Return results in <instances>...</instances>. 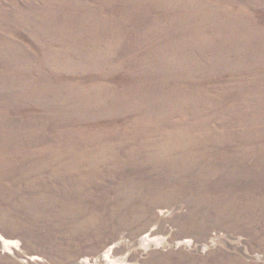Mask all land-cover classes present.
<instances>
[{
    "label": "rangeland",
    "instance_id": "1",
    "mask_svg": "<svg viewBox=\"0 0 264 264\" xmlns=\"http://www.w3.org/2000/svg\"><path fill=\"white\" fill-rule=\"evenodd\" d=\"M241 1L249 25L98 30L70 23L75 15L90 20L72 10L78 0H0V141L14 142L0 159L13 176H27L18 184L0 176V236L8 243L0 264H98L105 253L115 264H264L255 238L212 217L195 196L173 199L177 186H162L163 167L150 160L175 146L193 156L199 150L191 141L200 138L211 147L232 144L235 157L256 150L251 161L237 159L245 169L257 161L251 171L264 174V120L237 131L219 124V114L241 112L242 100L263 101L264 75L248 89V75H177V66L165 71L155 63H178L173 52L163 54L165 37L182 46L184 60L208 63L199 46L220 39L227 59L264 65V0ZM92 15L105 20L109 13ZM242 128L250 137L239 138ZM230 131L239 136L225 135ZM191 154L183 192L193 190L191 170L214 171ZM235 160L231 168L239 169ZM186 221L197 228H185Z\"/></svg>",
    "mask_w": 264,
    "mask_h": 264
},
{
    "label": "bare ground",
    "instance_id": "2",
    "mask_svg": "<svg viewBox=\"0 0 264 264\" xmlns=\"http://www.w3.org/2000/svg\"><path fill=\"white\" fill-rule=\"evenodd\" d=\"M78 1L80 2L76 3L75 7L73 6V11H83L82 13H85L83 15H91L89 19L93 20V17H95V14L92 15L93 13L96 12L97 15L100 11L105 10L109 13L108 18L103 20L96 17V19H94L93 21H86L84 19V21L82 22L79 18V16L82 15H75L78 17H76L73 22L70 23L74 25H91L93 28H97L98 30L106 29L109 26H115L119 28L122 25L123 27H125L127 24L131 25L130 27H148L149 29L153 27H155L156 29L157 27L168 29L174 26L179 30L191 26L199 27L206 24L214 26H238L250 24V21L246 19L245 16V12L247 11L246 9H244L245 5L243 4L245 0L240 2L244 5L241 7L238 6L236 2L237 0H230V4H228L227 1L225 2V4H223L224 0H96L97 3L95 7L90 6L88 3L84 2V0ZM59 9H69V7H60ZM119 15H121V21L119 20L118 24H114L112 20L116 18L115 16ZM118 34L119 36L116 39H120L122 37L120 32ZM216 40L219 41L213 42V44L215 45H213L210 41L211 43L208 45V47H205L204 45L199 46V48H201L200 50L207 51L210 57L208 63H202L196 57L190 58V60H184L182 58V56H184V53L182 48H180L182 46H179L175 42L173 43V41L171 40L170 43H168L167 38L164 37L160 43L164 41L166 42L165 46L168 45V47L165 50L162 46L163 54L165 53V55H167L170 51L173 52V55H175L174 57H178V63H174L173 61V63L157 61L155 62L157 64L156 67H159L158 70L165 69L166 71L167 68L177 66L178 69L171 70H174L173 72L177 73V75L185 74V72H194L193 75H207L208 73L212 75L214 73H226L232 76L240 75L246 77L248 75L247 78L250 79V86L245 85L244 87H248V89H257L253 86L254 84L257 85L256 83H260L258 79L261 78L260 76L264 75V65H254L249 61H241L239 58V60L236 59L235 61L227 59V57L224 55L227 45H225L220 39ZM105 41L106 39L102 38L99 42ZM234 45L239 48L240 46H244L243 43H240L238 41H235ZM171 46L177 48L167 50ZM235 50L236 51H232L233 54L238 53L237 48ZM195 54H197V51ZM197 55L200 54L198 53ZM240 56L242 57L244 55H236V57ZM138 61L142 62L141 60ZM198 86L199 85H196L195 88H202L201 86ZM245 88H242L241 91L246 90ZM196 93L198 95L200 93V90H196ZM247 101H249L247 98L245 100H242V103L238 108H242V110L239 113L234 111L226 112L224 114L218 113L220 115L219 124L225 126L226 128L227 124H229L228 129L234 128V131H237L238 127H243L242 123L244 122H255L258 120V118H260L259 120H264V98L263 101H253L251 104ZM250 111H255L256 114H259V117H252L248 115ZM206 124L207 123H205L204 126ZM234 131H230L225 135H227L228 137L239 136V133H236ZM243 136L250 137V135L246 133L244 128H242L239 138ZM174 140L176 141L175 144L178 145L182 142L179 139ZM213 142L218 143L215 141ZM11 143L14 142L0 141V153L4 152V149H6ZM15 143L18 144L19 142L15 141ZM193 146L194 148H196V150H199V152L193 154V156L191 154L193 153V151H184L183 149L176 146L172 149H169L168 151H165L159 156L155 157L154 155H150V160L152 161V163H154L155 165L157 163L158 166L163 167L159 168L163 172L158 174L156 180L161 182L162 186L167 183H174L177 186V189L173 191L176 194L173 199H178L179 197L183 198L185 196L186 200L189 202V198L191 199V195L193 197L195 196L198 203H204L207 205L206 208H208L212 217L215 216L220 220L221 223L225 225L230 224L234 230L245 233L252 238H255L257 240L258 246L264 249V174L251 171L254 168H259V165L257 166V161L256 163H253L252 169H245V165L243 163V161L246 162L247 160L249 161L250 159H252L254 153H256V150H254V153H252L251 151H245L242 157H235L232 155H237V153L235 154V150L232 147V144H224V142L220 141V143L216 144L215 146L213 145L214 147H211V145L207 141L204 142L200 138H196L194 141H191V147L193 148ZM223 148L226 149L225 153L222 151ZM189 154H191L190 156H192L196 160L202 159L204 160V162L210 161L213 164L212 167L214 170L211 173H208L206 171L199 172L196 170H191L190 181H192L193 183V190L191 191L192 194L191 192L182 191L184 190L182 188V185L184 179L183 177L185 176H182L181 174L182 172L190 171L186 169L188 167L186 165L187 160L189 159ZM237 158L243 159V161L238 160ZM219 159L225 161L226 166L220 163H214L215 160L219 161ZM233 160L237 162V166L239 169L231 168V161L233 162ZM11 170L12 168L10 169V162L0 159V176L1 174L4 175L6 177V180L10 179L9 177H11L10 183L18 184V182H22V180H25V178L27 177H24V175H22L21 178H17L10 174ZM173 171H175V173ZM1 183L2 179H0V186ZM26 186L29 189L33 188L32 184L29 183H27ZM33 201L40 202L41 200L33 199ZM29 202H32V200H29ZM245 223L249 224V226H247V224ZM183 226L187 229L197 228L195 223H192V221L184 222ZM126 242L128 247L137 244L136 241L127 240ZM7 244L8 243L0 236V247L6 248ZM96 261L98 262V264L104 263L105 261L107 264L118 263V261L109 259L108 254L106 253L104 255H100V257H98Z\"/></svg>",
    "mask_w": 264,
    "mask_h": 264
}]
</instances>
